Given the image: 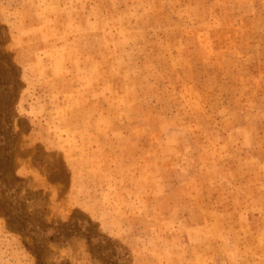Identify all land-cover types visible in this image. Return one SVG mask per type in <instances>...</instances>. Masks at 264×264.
Instances as JSON below:
<instances>
[{
  "label": "rangeland",
  "instance_id": "374dc122",
  "mask_svg": "<svg viewBox=\"0 0 264 264\" xmlns=\"http://www.w3.org/2000/svg\"><path fill=\"white\" fill-rule=\"evenodd\" d=\"M0 264H264V0H0Z\"/></svg>",
  "mask_w": 264,
  "mask_h": 264
}]
</instances>
